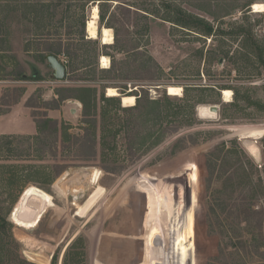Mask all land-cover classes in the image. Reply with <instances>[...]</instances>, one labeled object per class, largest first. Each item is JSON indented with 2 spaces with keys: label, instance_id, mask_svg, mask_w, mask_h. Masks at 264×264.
<instances>
[{
  "label": "rangeland",
  "instance_id": "rangeland-1",
  "mask_svg": "<svg viewBox=\"0 0 264 264\" xmlns=\"http://www.w3.org/2000/svg\"><path fill=\"white\" fill-rule=\"evenodd\" d=\"M30 2L0 0V264H264V63L245 56L250 35L264 52V10L251 8L264 0H150L160 14L172 2L223 30L207 37L150 15L142 38L137 16L118 11L121 38L129 48L140 42L150 62L112 51L121 69L110 80L92 64H79L74 79H55L26 33L24 12L41 1ZM43 2L55 14L50 31L62 21L64 34L68 25L76 34L93 5L83 11L72 2L64 12L56 0ZM240 25L248 34L238 35ZM169 85L180 94H168ZM84 86L96 92L86 117L79 99L58 100L65 88L79 95ZM123 95L133 96L131 105ZM211 104L217 114L202 117L199 107ZM44 120L55 122L56 135ZM245 140L260 148L259 162ZM154 198L166 209L182 204V258L143 240ZM197 223L210 233L204 256L192 249Z\"/></svg>",
  "mask_w": 264,
  "mask_h": 264
},
{
  "label": "trees",
  "instance_id": "trees-1",
  "mask_svg": "<svg viewBox=\"0 0 264 264\" xmlns=\"http://www.w3.org/2000/svg\"><path fill=\"white\" fill-rule=\"evenodd\" d=\"M38 0H35L37 2ZM41 1L40 4L36 3V5L40 6V8H31L29 11L26 10L24 19L28 22L26 26V33L29 37L33 38L36 41V52L40 54L41 57L46 56L47 54H54L57 57L63 56L65 61V66L67 68L66 75L68 79L73 78V72L81 66H86L87 64H92L94 70L100 71L103 75L102 78L110 80L114 77L119 75V71L121 69L120 66L117 64H121L120 61L115 59V55L112 53L120 51H126L128 56H133L132 61L141 60V64L145 62H150V54L148 53L147 48H141L140 42H137L134 47L128 46L123 38L120 36L119 32V24L123 23L121 19L118 18V11L122 12L123 18L128 19L127 17L134 13L137 16V30L136 33L139 34L142 38L148 37L149 32V20L150 15H154L156 17H160L163 20H166L172 23L176 27H180L188 32H192L197 35H201V37H207L212 35L217 30L223 31L221 29L215 28L213 23L193 12H190L180 6L173 4L172 2H162L164 6L166 14H160L161 6H155L151 4L150 0H56V6H63V10L65 12V8L71 7V3L74 2L79 8L81 7L84 11V8L88 7L91 4H96L98 7V26H97V37L100 38L101 36V25L103 27L111 28L114 31V37L112 43L109 44H100L98 38H90L87 36L86 33V13L83 12L81 17L77 20V31L74 34L72 29L73 26L68 25L67 33H60L58 29L63 27L62 21H60L56 27L54 33L50 31L52 25L53 17L55 16L54 11L48 10L50 7L48 3ZM66 3H65V2ZM116 2V3H114ZM25 8H29L32 4H30V0H26ZM35 5V6H36ZM34 6V5H33ZM49 6V7H48ZM54 7V4L51 5ZM54 7V8H55ZM154 7V8H153ZM153 8V9H152ZM66 9V10H67ZM48 10V11H47ZM47 12V13H46ZM127 13V15L125 14ZM29 13V15H26ZM33 15V17L30 16ZM4 16L0 17V40H4L5 28H4ZM32 25H35V29L31 30ZM238 35H246L248 34L247 29L244 25H240L238 27ZM250 35V42L248 41L249 50L245 53V56L252 55L257 57L259 60L264 63V52L262 49L257 46L255 38ZM249 36L247 39H250ZM111 50V51H110ZM99 55H106L110 58V66L105 68L98 67V57ZM79 64H82L79 66ZM264 65V64H258ZM20 75H22L20 73ZM21 77V76H20ZM68 88H65L61 92H58L59 99L64 100L70 97L77 98L81 101L83 105L82 114L84 117L89 116L90 113L93 111V107L95 105V97L96 92L94 88L89 86H84L80 88L81 94L74 95L69 91H66ZM93 121V120H90ZM45 123H49L52 125V130H54V134H57L55 122L50 120H44ZM44 125V124H43ZM43 125L42 127L39 126V131L43 132ZM94 125V121H93ZM239 133L245 134L249 133L245 129L238 130ZM77 140V139H76ZM91 147L95 145V139L87 138ZM193 181V180H192ZM194 181L192 182V185ZM154 185L152 182L148 183V187ZM152 196L156 197L155 190H152ZM156 203L152 205L153 218L151 222L147 224L146 227V235L144 236L143 240L149 241L146 237L150 236V247H159L160 254L164 252H169L171 249L180 255L179 257L182 258L185 255L186 247H187V228H186V213L183 210L182 204L176 203V205L171 209L165 208L162 204V199L156 200ZM154 206V207H152ZM164 208V209H163ZM163 209V210H162ZM169 216V218H168ZM167 217L165 222L162 223L163 219ZM158 219V220H157ZM162 219V220H161ZM156 220V221H155ZM150 231V234L148 233ZM167 233V234H166ZM195 237L193 240V251L204 256L206 255V250L208 249V236L209 232L206 228L201 227L199 223L196 224L195 228ZM207 234V235H206ZM207 236V237H206ZM184 254V255H183Z\"/></svg>",
  "mask_w": 264,
  "mask_h": 264
},
{
  "label": "bare ground",
  "instance_id": "bare-ground-1",
  "mask_svg": "<svg viewBox=\"0 0 264 264\" xmlns=\"http://www.w3.org/2000/svg\"><path fill=\"white\" fill-rule=\"evenodd\" d=\"M252 11L254 12H261L264 10V4L259 2H254L251 5ZM91 15L87 19L86 22V33L87 36L90 38H96L97 37V19H98V7L96 4L92 5L91 8ZM112 29L107 27L101 28V39L103 43H108L112 38ZM100 62L101 67H106L109 63V58L106 55L100 56ZM167 92L170 95H178L181 92L180 86H174L169 85L167 88ZM107 95L109 96H116L118 95L117 91L114 88H108L107 89ZM232 97V92L229 89H223L222 90V99L224 101H230ZM122 102L124 105H131V103L134 101L133 96L130 95H123L121 96ZM199 113L202 117H210L212 116V113L208 111L207 106H200L199 107Z\"/></svg>",
  "mask_w": 264,
  "mask_h": 264
},
{
  "label": "water",
  "instance_id": "water-1",
  "mask_svg": "<svg viewBox=\"0 0 264 264\" xmlns=\"http://www.w3.org/2000/svg\"><path fill=\"white\" fill-rule=\"evenodd\" d=\"M98 21V19H97ZM98 32V30H97ZM98 38V37H96ZM48 65L53 69V75L55 79H63L66 74V66L65 64L54 54L50 53L45 56ZM208 111L212 114H217L218 112V105L211 104L208 106ZM244 146L254 158L256 162L260 161V148L255 144V141L252 140H245Z\"/></svg>",
  "mask_w": 264,
  "mask_h": 264
},
{
  "label": "crops",
  "instance_id": "crops-1",
  "mask_svg": "<svg viewBox=\"0 0 264 264\" xmlns=\"http://www.w3.org/2000/svg\"><path fill=\"white\" fill-rule=\"evenodd\" d=\"M1 89H2V86H0V91H1Z\"/></svg>",
  "mask_w": 264,
  "mask_h": 264
}]
</instances>
